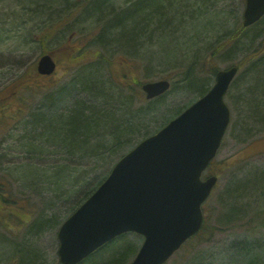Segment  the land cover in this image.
<instances>
[{
  "label": "rangeland",
  "instance_id": "rangeland-1",
  "mask_svg": "<svg viewBox=\"0 0 264 264\" xmlns=\"http://www.w3.org/2000/svg\"><path fill=\"white\" fill-rule=\"evenodd\" d=\"M92 1L0 0V182L7 184L9 203L23 212L8 203L0 206V264H18L17 244L36 252L37 264H57L56 233L86 191L80 179L108 174L120 157L119 150L103 148L97 154L88 150L87 157L71 155L53 142L34 148L31 144L39 143L43 131L32 123L39 110L53 118L81 101L85 108L95 104L78 78L96 67V87L113 94L118 114L140 110L133 134L128 130L135 141L179 114L201 96L200 81L206 92L218 69L238 63L264 38V16L236 33L244 0H161L134 27L129 22L133 34L126 41L118 37V29L103 30L104 18L87 12ZM137 1L108 0L102 14L113 17ZM43 49L56 60L55 71L47 76L35 73ZM255 65L240 66L225 95L231 118L205 172L216 174L218 181L202 204L204 226L165 264H264V186L253 184L258 178L264 183V72H258L264 67ZM134 70L139 87L167 79L170 88L152 102L144 94L136 99L121 83ZM120 93L124 97L117 100ZM53 97L58 100L50 109ZM103 133L100 137L109 141ZM56 166L66 167L67 178L61 182L50 178L61 175ZM23 217H28L24 226L22 221L14 224ZM34 218L43 224L30 231ZM142 241L138 233L121 235L119 244L136 246L126 264ZM107 257L82 264H113Z\"/></svg>",
  "mask_w": 264,
  "mask_h": 264
},
{
  "label": "water",
  "instance_id": "water-1",
  "mask_svg": "<svg viewBox=\"0 0 264 264\" xmlns=\"http://www.w3.org/2000/svg\"><path fill=\"white\" fill-rule=\"evenodd\" d=\"M264 15V0H245L242 25ZM40 74H51L55 61L43 54ZM237 65L217 70L213 86L154 134L122 155L96 189L57 231L59 264H78L125 232L143 236L128 264H164L202 226L201 204L217 176L201 178L215 156L230 120L224 101ZM170 87L167 79L141 84L146 99Z\"/></svg>",
  "mask_w": 264,
  "mask_h": 264
},
{
  "label": "trees",
  "instance_id": "trees-1",
  "mask_svg": "<svg viewBox=\"0 0 264 264\" xmlns=\"http://www.w3.org/2000/svg\"><path fill=\"white\" fill-rule=\"evenodd\" d=\"M108 0H94L93 3H89L87 5V12H95L98 15V18H104L105 24H104V31L107 29H118V37H121L124 41L129 40V38L132 37V31L131 29L134 27V23L141 18V16L145 15L144 13L147 11H154L158 4L161 2V0H138L133 5H131L128 9L122 10L118 12L113 17L103 15L102 13H105L106 8H103V5ZM110 10V9H109ZM260 21V20H259ZM257 21L256 23H258ZM129 22L133 23V27L130 28ZM254 23V24H256ZM245 28L240 24L238 26L236 33H240ZM102 31V32H104ZM104 34V33H102ZM236 36L235 34L233 35ZM230 38V37H229ZM43 43H45V37L42 38ZM46 44V43H45ZM46 47H48L46 45ZM43 53H49L43 49ZM239 66H244L246 64H256L255 66H262L264 67V38L261 39L258 42V45L251 51L247 53V55L242 58L238 63ZM96 67H94L95 69ZM93 70L87 71L83 73V75L79 76V84H81V89L83 91H86V94L90 95V97H94L95 104H91L85 108L83 101L81 103L75 104L71 112H66L63 115L54 114L52 115L53 118L45 117L44 109L41 111H38V116L35 118L33 124L39 125L41 127L40 132V141L37 144H31L34 146V148H41V146L44 145V142H53L56 145H58L63 151L68 152L69 154H81L82 157H87L88 150L92 152V154H97L96 152L101 151V148L106 149L111 152L118 151V155L121 156L125 151L130 149L132 146H134L140 139H136L135 141L130 140V137L132 136L133 132L132 130L139 124V116H140V110H137L135 112L133 111H127V112H120L117 113L114 104H111L112 102H117L114 100V96L112 93L108 95H105L100 90V86L96 87L97 81L96 78L92 76ZM133 70V68H131ZM215 71V69H211L210 72ZM258 72H264V69H260ZM38 74L37 70L35 72ZM125 75V74H124ZM136 75L135 70L130 74V76L122 77L121 83L122 87L124 88L125 92H130L132 96H134L136 99H139L142 97L143 92L141 91V88L139 87V83L136 81V77H133ZM188 79V76L185 77V80ZM195 81V80H194ZM202 84L199 89V93L201 95L205 92V83L204 81H200ZM96 83V84H95ZM25 84V82L23 83ZM29 84V82H28ZM8 87V85L6 86ZM4 87L3 90L6 88ZM43 89V88H42ZM2 93V92H0ZM124 93V92H122ZM102 96L103 100L101 98H98ZM259 96V95H258ZM124 96L121 95V93L118 95L117 100L122 99ZM161 96H158L154 99L149 100L150 102L158 100L161 98ZM96 98V99H95ZM51 100L50 109L53 106V102L55 105V102L58 100V98L54 101V97ZM111 100V101H110ZM256 100V99H255ZM251 104V100L249 101ZM249 104V108H250ZM106 105V107H103ZM104 108V109H103ZM257 108V106H256ZM118 110V109H117ZM131 112V113H130ZM251 113V111H250ZM256 116L260 117V114L258 111H255ZM34 115V114H33ZM253 115V113H252ZM126 116H130V120L125 119ZM264 115H261L263 117ZM135 119V121H133ZM264 123V117L262 118ZM36 122V123H35ZM132 134H130V132ZM105 134L109 136V141L105 139V137L101 138L100 136H103L102 134ZM148 133H146L143 137L147 136ZM44 136H46L47 139L44 140ZM142 137V138H143ZM94 140V141H93ZM52 143V144H53ZM64 152V153H65ZM122 153V154H121ZM121 154V155H120ZM118 156V157H119ZM118 159V158H117ZM113 165V164H112ZM111 165V166H112ZM55 168L61 170V175L58 176H50L53 180L57 182L63 181V179L67 178V172L66 167L62 166H56ZM107 174V173H106ZM105 175H100L94 179L90 180H81L79 182H82L86 191L83 194V196L76 201L74 206L72 207V211L80 204L82 201L88 197L92 191L98 186V184L105 178ZM69 177V175H68ZM260 182V183H259ZM263 182L262 178H258L253 181V184L256 183V187L264 186L261 185ZM252 184V183H251ZM84 189V190H85ZM9 189H7V184L0 182V206H3L4 208L7 207V203L11 205V208L14 210H17L20 213H23L22 211L14 208V205L12 206V203H9L10 200L8 199L9 195ZM20 207V206H19ZM28 220V217H23L22 220H17L14 222L19 223L22 221V224L24 226L25 221ZM32 228L29 227V230L36 231L40 228V226L43 224V222L38 221V219L32 220ZM8 224V222H7ZM37 224V228L33 225ZM22 226V228H23ZM10 229H12L10 227ZM13 230V229H12ZM26 232V231H25ZM196 236V235H195ZM195 236H193L190 240L192 241ZM120 236L116 237L112 241L104 244L99 249H97L95 252H93L88 258L83 260L82 264L86 261H88L90 258L102 259L105 258L106 255H108L107 259L109 262L113 264H126L129 260L132 252L135 251V247L132 244H119ZM19 238V235H18ZM21 242V241H20ZM184 247V246H183ZM19 245L17 244V251L16 256L19 255V262L18 264H37L36 262V252H32V250L29 249L28 252H25L24 249L20 248L18 250ZM185 248V247H184ZM14 250H12L13 252ZM18 253V255H17ZM22 253V254H21ZM26 253V254H25Z\"/></svg>",
  "mask_w": 264,
  "mask_h": 264
}]
</instances>
